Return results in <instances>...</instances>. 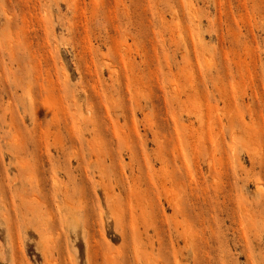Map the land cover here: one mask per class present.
<instances>
[{
	"label": "rangeland",
	"instance_id": "obj_1",
	"mask_svg": "<svg viewBox=\"0 0 264 264\" xmlns=\"http://www.w3.org/2000/svg\"><path fill=\"white\" fill-rule=\"evenodd\" d=\"M0 264H264V0H0Z\"/></svg>",
	"mask_w": 264,
	"mask_h": 264
}]
</instances>
